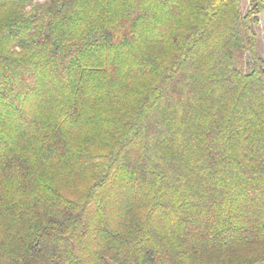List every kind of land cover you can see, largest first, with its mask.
Instances as JSON below:
<instances>
[{"label":"trees","instance_id":"trees-1","mask_svg":"<svg viewBox=\"0 0 264 264\" xmlns=\"http://www.w3.org/2000/svg\"><path fill=\"white\" fill-rule=\"evenodd\" d=\"M247 1L0 0V264L264 261Z\"/></svg>","mask_w":264,"mask_h":264},{"label":"rangeland","instance_id":"rangeland-1","mask_svg":"<svg viewBox=\"0 0 264 264\" xmlns=\"http://www.w3.org/2000/svg\"><path fill=\"white\" fill-rule=\"evenodd\" d=\"M41 1H43V0H41ZM243 1H244V7L246 9L248 1L247 0H243ZM256 29H257L259 36L262 37L263 32H264V11L259 16V23L256 25ZM261 44H262V41H261ZM262 46L263 45H261V47ZM256 264H264V261L258 262Z\"/></svg>","mask_w":264,"mask_h":264}]
</instances>
